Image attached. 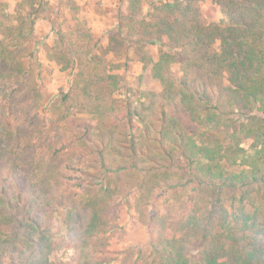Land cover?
<instances>
[{
	"label": "trees",
	"instance_id": "trees-1",
	"mask_svg": "<svg viewBox=\"0 0 264 264\" xmlns=\"http://www.w3.org/2000/svg\"><path fill=\"white\" fill-rule=\"evenodd\" d=\"M202 1L126 0L100 45L77 0H57L72 22L42 45L74 73L52 94L35 33L49 0H0V167L15 185L0 264H55V212L81 224L75 264H264V0H210L216 19ZM133 60L157 89L115 72ZM121 205L159 225L146 251L109 247Z\"/></svg>",
	"mask_w": 264,
	"mask_h": 264
},
{
	"label": "rangeland",
	"instance_id": "rangeland-1",
	"mask_svg": "<svg viewBox=\"0 0 264 264\" xmlns=\"http://www.w3.org/2000/svg\"><path fill=\"white\" fill-rule=\"evenodd\" d=\"M1 1L7 3L8 8L12 11L16 7L17 2H19L20 0ZM77 2L81 9L80 13L83 15V17H85L87 25L93 32L94 40H98V44L100 45H107L108 35L112 33L117 25V14L119 12V8H125L126 0H77ZM49 3L51 5V8L44 9L38 14L35 24V33L38 40L40 41L38 52L40 60L42 61L43 65L48 64L53 68L52 72L47 74L46 87L52 94H56L60 89H63L64 91L68 89V81L72 78V75L70 73L73 74L74 71L71 72L70 70H68L66 72H61L59 71V68L53 63H48L42 44H51L53 42V38L55 37V34L53 32L54 27L62 26L63 29H66L72 21L70 20L68 14H64L62 12L58 13V7H56L55 10L52 9L53 6H55V4L57 3V0H49ZM200 5L207 19H216L220 16V13L210 0L202 1ZM144 11H146L145 0ZM49 17L54 20L53 24ZM151 48V51H157L156 47ZM142 70V63L137 60H133L129 63L126 70H123V68H119L116 69L115 72L124 76L126 82L129 84L134 83L136 81V78L141 73H143L144 83L146 85L148 84L151 88L157 89L158 85L156 82H154L153 79H151L150 71ZM174 70L176 71L177 67H175ZM25 115H27L28 119L26 123H31L30 126H34L35 122L38 121V119L33 115V117L31 116L29 109L26 111ZM245 145L248 146V142H246ZM66 173L70 178L66 180L61 177V179L67 181L69 185H72L74 181V178L72 179V175H74L75 173ZM12 176L13 173L10 174L4 166L0 167V202L1 200H3V195L5 194L3 193V191L9 193L13 190V186H15L12 182V178H14ZM72 191L73 190H71V192ZM70 193L66 195L69 196ZM131 201H133V199ZM120 209H122V211L120 212V218L115 223H119V225L122 227L115 229L112 233L109 240V247L116 250H123L125 248L132 247L135 248V251L138 247H142L143 250L146 251L149 241L159 230V225L156 224L151 228V230H149L147 228L146 218L143 215V212H140L141 216H139V212H135L134 208L127 210L126 206L121 205ZM138 211H142V209ZM48 221L52 222L53 236L56 241L59 242L57 243V245H62L61 250L55 252L52 255L53 262L55 264H75L76 261L70 259L71 255L76 251L74 248V243H72V241H74V239L79 235L81 224H72L71 227L67 229L66 225L63 222L61 212H55L54 215H52L51 217L49 216ZM10 225L12 226V223H10L9 218L6 217V220H4V226L2 227ZM2 263L13 264L8 256H5L3 258Z\"/></svg>",
	"mask_w": 264,
	"mask_h": 264
}]
</instances>
